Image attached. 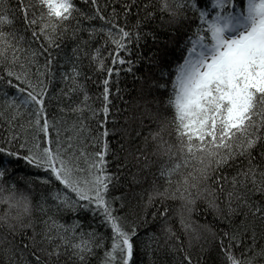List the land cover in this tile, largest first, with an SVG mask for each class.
Masks as SVG:
<instances>
[{
	"label": "snow or ice",
	"instance_id": "obj_1",
	"mask_svg": "<svg viewBox=\"0 0 264 264\" xmlns=\"http://www.w3.org/2000/svg\"><path fill=\"white\" fill-rule=\"evenodd\" d=\"M134 3L129 0L122 5L125 21ZM108 7L107 0L103 6L100 0H82L81 6L76 0L27 4L17 0L13 9L9 0H0V118L7 125L0 141V204L6 205L0 215V228L5 229L0 264H19L25 251L32 257L26 264H64L62 256L69 264H91L92 259L98 264H137L138 251L151 256L161 247L155 232L145 231L143 237L140 232L149 226L147 209L156 198L179 201L175 217L180 230L190 237L195 234L199 239L202 232L216 236L208 225L193 221L197 201L214 217L234 225L220 234L217 264H264V243L257 246L256 223L264 240V0H160L156 29L145 26L155 19L154 12H145V23L138 19L128 26L121 24L115 8L106 13ZM16 12L23 32L15 26ZM162 31L168 37L163 42ZM65 38L75 42L73 56L63 58L70 65L60 72L64 87L58 94L50 93L55 79L52 50ZM149 38L152 47L145 55L141 48ZM172 47L178 53L175 63L169 60L176 54ZM81 53L90 69L105 74L99 109L89 103L80 79ZM133 55L134 61L125 58ZM142 61L160 73L158 79H150L149 88L168 90L164 104L172 115L161 119L153 113L159 130L150 135L156 144L154 152L168 157L171 164L159 169L163 189L153 183L141 215L129 219L130 214L120 211L125 206L123 197L110 194L119 177L108 171L109 130L104 127L88 140L91 130L84 114L95 117L102 111L103 125L110 111L109 83L113 72L118 76L120 71L114 66L127 64L126 71L131 72L133 64ZM9 88L15 89L11 96ZM76 94L82 99L60 107L61 112L77 115L62 137L61 121L49 117L48 106L54 96L59 104L61 97L71 101ZM169 125L176 145L161 135ZM90 147L95 150L89 151ZM140 155L137 151V163ZM21 160L36 170L35 180L25 181L28 188L39 183L47 189L35 205L32 193L18 191L12 179ZM144 160L142 168L148 167V157ZM233 163L239 167L225 191L228 178L217 173ZM174 176L179 179L173 180ZM5 184L11 190L6 191ZM34 207L43 219L32 215ZM167 213L165 207L159 216L165 218ZM62 214L77 218L61 223L56 217ZM85 215L91 221L88 225L79 219ZM156 216L153 212L152 219ZM156 228L165 243L173 237L179 240L167 219ZM246 239L251 242L246 244ZM180 264H192L191 256L185 253Z\"/></svg>",
	"mask_w": 264,
	"mask_h": 264
},
{
	"label": "trees",
	"instance_id": "obj_2",
	"mask_svg": "<svg viewBox=\"0 0 264 264\" xmlns=\"http://www.w3.org/2000/svg\"><path fill=\"white\" fill-rule=\"evenodd\" d=\"M30 2H32V0H24V3L26 4ZM128 2L129 0H107L109 7L105 11L108 13L111 12L112 8H115L117 12L120 13L121 24L126 22L128 26L136 24L138 19L141 20L142 23H145L143 20L145 12H154L155 19L151 20L150 23H147L145 26L151 27L153 29L159 28L161 13L158 10L159 8L152 4L151 0H136L133 5V11L129 12L127 15V20L125 21L122 5ZM76 3L77 6H81L82 0H76ZM100 3L101 6H103L105 0H100ZM16 4L17 0H9V7L15 9ZM146 4H150L151 7L145 9L144 6ZM15 15V26L21 32H23L24 26L20 17V13L16 12ZM96 23H99V21H96ZM84 35H86V33ZM167 39V35H165L162 31L160 34L161 42ZM57 43L59 44V48L52 50L54 61L53 71L55 73V79L53 80L52 85L49 87V92L56 94H58L59 90L64 87V83L60 79V72H66L68 67H70L69 64L65 63L63 58L72 57V49L75 47V42L67 38H65L62 42L57 41ZM141 43L143 44L144 42L142 41ZM91 47L94 48L95 44H93ZM150 47H152V41L149 38L147 44H144L143 46V53L145 55L147 54ZM87 50L90 52L91 48ZM171 51L176 54L170 55L169 60L175 63L178 53L176 52L175 47H172ZM125 58L132 59L133 61L136 59L135 55L132 57L126 56ZM39 59L40 63L43 64L44 57L41 56ZM78 63L81 65L82 71L80 79L84 83L85 88L90 96L89 103L94 108L99 109L101 108L103 100L100 93L102 92V81L105 74H101L100 72L90 69L88 67V60L83 55V53H81V58ZM105 63L110 65L111 61L106 60ZM145 65L147 64L144 61L139 64L134 63L131 72L126 71L128 67L127 64L123 66H119L117 64L114 66L120 67V71L118 76L115 72H113L109 83L111 93L109 96L110 111L107 120L103 125L100 124V121L105 119L102 111L98 112L95 117H92L91 113L87 111H85L84 114L86 117H88L86 125L91 130L88 135V140H91L93 137L102 132L104 127L109 130V134L106 137L110 149V152L106 157L108 160V171L115 173V175L119 177V182L114 181L115 187L110 192V194L112 196L123 197L125 206L123 209H120V211L130 214L129 219H133L141 215L142 209L144 208V201L147 200L148 192L151 191L153 183L160 187L161 190L163 189L165 186V181L159 176V169L161 166L171 162L168 157H166V159H162L160 155L154 152L156 145L151 139L150 135L152 132L158 131L159 129V124L157 123V120L152 117V114L158 113L161 119L163 117H168V115H164V113L161 111V103L165 101V98L168 95V90L157 88L150 89L148 83V86H145V90H150L151 93L149 96H147L145 92L141 94L136 92L138 87L137 78L146 71L147 68H142ZM170 67V65L167 66L165 71H169ZM159 75L160 73L156 72L154 79H158ZM117 89H119V91H117ZM6 90L9 92L10 96L15 92L14 88H9ZM79 99H82L79 94L73 95L71 101H69V99L66 97H61L58 104L54 96L52 103L48 106L49 117H56L61 121L62 137L65 128H71V125L77 119V115L67 110L61 112L60 107L67 108L72 102L78 101ZM2 100L3 97H0V103H2ZM146 102H148L147 107L145 106ZM149 123H151L150 126ZM6 128L7 125L4 123L3 118H0V141H2L4 136L7 134ZM166 129L169 130L170 133L169 126ZM51 135L54 136L55 133L53 132ZM145 137L148 138L147 141H145ZM121 145H123V147H121ZM88 150L93 151L95 149L90 147ZM137 151L141 153L139 163L142 164H144L143 160L145 156L151 158L153 155L152 159L150 160L151 163L148 164L149 168L139 167V163H137L136 160ZM151 153L153 154L151 155ZM2 158V155H0V159ZM118 164L123 166L118 167ZM238 167L239 165L237 163H233L232 166H226L220 169L217 173L222 177L228 178L224 184L225 191L228 190V181H230L231 177L236 174ZM35 174L36 170L27 167L21 160L15 165V170L12 176V179L17 182V190L25 189L32 193L34 205L36 200L39 198V194L41 192L47 191V189L42 187L39 183H35L31 189L28 188L25 181L29 180V178L34 181ZM21 177L24 179H21ZM178 178V176H174L173 180ZM5 189L6 191L11 190L10 186L7 184H5ZM223 199L224 197L221 196V200ZM120 203V201H117L116 206L119 207ZM178 206V200L173 201L172 199H168L162 202L159 198H156L154 200L153 206L147 209L149 226L147 228L142 227L140 229L141 237H143L145 231L155 232L159 238V244L161 247L151 256L146 254V252L138 251L135 257L137 264H180V261L182 260V257L185 253L191 256L192 264H217L219 257L220 234L223 231H231L234 225L230 226L227 220L214 217L211 211L205 210L202 201H197L198 211L193 214V221L198 225H208L216 233V236L214 237L211 232H202L199 239L195 238V234H192L190 237L189 235L183 233L179 228L178 220L175 217V212ZM165 207L168 209V213L166 214L165 218H161L159 216V212L163 211ZM153 212L157 213L155 220L152 219ZM0 215H2L1 210ZM32 215L38 220L43 219L42 215L35 209V207L33 208ZM56 218L61 223H71V221L77 217H73L71 214H62ZM79 219L84 220L85 225L91 223L86 215L79 217ZM162 219H167L170 223H172L176 235L179 236V240L173 237L172 239H168L165 243V237L159 233L156 228V225H158ZM234 219L237 223L239 222L238 218ZM249 220H251V217H249ZM256 223L257 246L259 247L260 244L264 243V240L260 238L259 221H256ZM40 227L41 225L38 224L37 229L39 230ZM1 229L0 238H2L5 231L4 228ZM29 235H31V230H29ZM17 239H19V237H17ZM250 242L251 241L249 239L245 240L246 244ZM156 247L157 245L153 243L152 248L156 249ZM181 248L182 251H180ZM31 259L32 257L27 251H25L23 254V259L19 262V264H26V262L30 261ZM61 260L64 262V264H69L64 256L61 257ZM91 264H98V261L96 259H92Z\"/></svg>",
	"mask_w": 264,
	"mask_h": 264
},
{
	"label": "rangeland",
	"instance_id": "obj_3",
	"mask_svg": "<svg viewBox=\"0 0 264 264\" xmlns=\"http://www.w3.org/2000/svg\"><path fill=\"white\" fill-rule=\"evenodd\" d=\"M145 106L147 107L148 106V102H146V104H145ZM146 111V110H145ZM161 111L164 113V115H168V117H170L171 115H172V111H171V109H168V108H166L165 107V104H164V102L163 103H161ZM148 113V112H147ZM151 114V113H150ZM156 119V118H155ZM150 124L151 123H149V126H150ZM148 126V127H149ZM169 129H170V133H169V130H167V129H165V131L163 132V133H161V135H162V137H163V139H165L166 141H168L169 143H171V144H173V145H176V139H175V133H174V131L172 130V128H171V125H169ZM159 130V129H158ZM156 145V144H155ZM174 150H175V148H174ZM153 153H151V155H152ZM152 157H153V155H152ZM152 157L151 158H149L148 157V161H147V163L148 164H150L151 162H150V160L152 159ZM161 158L162 159H166V156H161ZM143 163L145 164L146 163V161L145 160H143ZM171 162H168L167 164H170ZM141 165H143L142 163H139V167H141ZM142 168V167H141ZM147 168V167H146ZM148 168H149V166H148ZM179 179V178H178ZM20 189H18V191H19ZM23 191H27V190H25V189H23ZM5 207H6V205H3V204H0V210H1V214H3L4 213V211H5ZM15 209H13L12 210V213L13 214H15ZM2 229L0 228V231H1Z\"/></svg>",
	"mask_w": 264,
	"mask_h": 264
},
{
	"label": "bare ground",
	"instance_id": "obj_4",
	"mask_svg": "<svg viewBox=\"0 0 264 264\" xmlns=\"http://www.w3.org/2000/svg\"><path fill=\"white\" fill-rule=\"evenodd\" d=\"M136 1V0H135ZM153 5H156L157 8H159L160 0H151ZM126 4V3H124ZM159 10V9H158ZM130 11H133V6L131 7ZM164 18L167 19V14H164ZM141 51L144 52V48H141ZM142 68H147L145 72L141 74L140 77L137 78L138 87L136 89V92L143 93L145 92L147 96L150 95V90L146 91L145 86H148L147 84L150 82V79H154L155 77V71L151 70L147 65L143 66ZM146 97V96H145ZM135 111V108H134Z\"/></svg>",
	"mask_w": 264,
	"mask_h": 264
}]
</instances>
